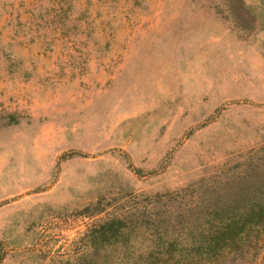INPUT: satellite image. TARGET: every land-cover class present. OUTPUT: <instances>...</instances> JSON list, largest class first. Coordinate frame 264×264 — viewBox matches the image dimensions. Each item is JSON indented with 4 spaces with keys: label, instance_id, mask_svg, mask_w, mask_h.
Instances as JSON below:
<instances>
[{
    "label": "rangeland",
    "instance_id": "rangeland-1",
    "mask_svg": "<svg viewBox=\"0 0 264 264\" xmlns=\"http://www.w3.org/2000/svg\"><path fill=\"white\" fill-rule=\"evenodd\" d=\"M240 176L264 180V0H0V264H71L111 212ZM255 233L195 264H264Z\"/></svg>",
    "mask_w": 264,
    "mask_h": 264
},
{
    "label": "trees",
    "instance_id": "trees-1",
    "mask_svg": "<svg viewBox=\"0 0 264 264\" xmlns=\"http://www.w3.org/2000/svg\"><path fill=\"white\" fill-rule=\"evenodd\" d=\"M148 201L90 227L76 241L71 264L215 263L226 254L244 258L254 242L249 234L264 235V180L240 176L193 199L177 190Z\"/></svg>",
    "mask_w": 264,
    "mask_h": 264
}]
</instances>
